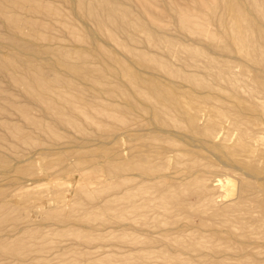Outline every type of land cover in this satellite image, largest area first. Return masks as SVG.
I'll list each match as a JSON object with an SVG mask.
<instances>
[{"label":"rangeland","instance_id":"rangeland-1","mask_svg":"<svg viewBox=\"0 0 264 264\" xmlns=\"http://www.w3.org/2000/svg\"><path fill=\"white\" fill-rule=\"evenodd\" d=\"M0 264H264V0H0Z\"/></svg>","mask_w":264,"mask_h":264},{"label":"bare ground","instance_id":"bare-ground-1","mask_svg":"<svg viewBox=\"0 0 264 264\" xmlns=\"http://www.w3.org/2000/svg\"><path fill=\"white\" fill-rule=\"evenodd\" d=\"M224 2L226 3V1H224ZM224 2H223V3H224ZM235 4H236V3H235ZM235 4H234V5H235ZM252 4H253V3H252ZM216 5H217V4H216ZM241 5H242V4H241ZM201 6H202V5H201ZM238 6H239V5H238ZM234 8H235V7H234ZM234 10H235V9H234ZM185 13H186V12H185ZM179 14H181V13H179ZM183 14H184V13H183ZM181 15H182V14H181ZM188 15H189V13H188ZM188 15H187V16H188ZM184 17H186V16H184ZM178 21H179V20H178ZM193 21H194V22H193ZM249 21H250V20H249ZM182 22H183V21H182ZM193 23H195V20H192V25H193ZM181 25H182V24H181ZM195 25L198 26V23L195 24ZM200 25L202 26V23H201ZM204 25H205V24H204ZM193 26H194V25H193ZM201 26H200V28H201ZM234 26H235V25H234ZM204 27H206V26H204ZM249 27H250V26H249ZM201 29H202V28H201ZM203 29H204V28H203ZM195 30H196V29H195ZM206 30H207V29H206ZM206 30H205V31H206ZM192 103H193V102H192ZM259 105H260V104H259ZM252 106H253V105H252ZM195 107H197V106H195ZM175 110H176V109H175ZM195 115H196V114H195ZM210 116H211V115H210ZM177 117H178V116H177ZM181 117H182V116H181ZM197 117H198V116H197ZM160 119H161V118H160ZM176 120H177V119H176ZM179 120H180V118H179ZM223 121H224V120H223ZM168 125H169V124H168ZM168 131H169V130H168ZM242 133H243V132H242ZM167 139H168V138H167ZM195 139H196V138H195ZM208 139H209V138H208ZM169 140H170V139H169ZM196 140H197V139H196ZM210 140H211V139H210ZM165 141H166V140H165ZM196 142H197V141H196ZM199 142H200V141H199ZM169 144H170V143H169ZM198 144H199V143H197V145H198ZM205 144H206V143H205ZM167 145H168V144H167ZM171 152H173V151H171ZM181 152H182V151H181ZM181 152H180V153H181ZM182 153L185 154L184 152H182ZM173 154H174V153H173ZM178 156H179V155H178ZM173 157H174V155H173ZM175 158H177V161H178L179 158H178V157H175ZM170 159H171V158H170ZM189 160H190V159H189ZM172 161H173V158H172ZM173 162H174V164L171 165V166H173V170H172V168L170 167V168H171L170 170L172 171V173H173L174 170H175L174 167L177 166L175 163H179V161H178V162L173 161ZM233 164H234V163H233ZM175 165H176V166H175ZM245 165H246V164H245ZM222 167H223V166H222ZM167 168H168V167H167ZM176 168H177V167H176ZM199 168H200V167H199ZM177 169H179V168H177ZM177 169H176V170H177ZM176 170H175V172H177ZM178 171L181 172L180 170H178ZM203 171H204V170H203ZM144 172H145V171H144ZM168 172H169V171H168ZM175 172H174V175H175V174H177V175L180 174V173L178 174V173H175ZM255 172H256V171H255ZM166 173H167V172H165V173H160V174H157V173L155 174L154 172L148 170V171H146L145 173L142 172L140 176L144 179V182H145V181H149V182H151V181H152V182L155 181V182H156V181L159 180V179H165V178H164L165 175L168 177L169 175L172 174L171 172H170V174L168 173L169 175H167ZM244 173H245V172H244ZM256 173H257V172H256ZM174 175H172V178H174V177H173ZM136 176H138V175L136 174ZM169 177H170V176H169ZM175 178H176V177H175ZM175 178H174V179H175ZM143 179H142V180H143ZM178 179H179V178H178ZM186 180H187V179H186ZM220 181H221V180H220ZM141 182H142V181H141ZM217 182H218V181H217ZM214 183H215V182H214ZM220 184H221V183H220ZM171 187H172V185H171ZM173 187H174V186H173ZM168 189H169V188H168ZM168 189H166V190H168ZM171 190H172V189H171ZM169 191H170V190H169ZM169 191H168V192H169ZM166 192H167V191H166ZM162 194H164V193H160V195H162ZM216 194H217V193H216ZM160 197H161V196H159V198H160ZM218 197L221 198V199H225V198H226V195H224V192H222V193L219 194ZM222 203H223V202H222ZM183 229H184V228H183ZM167 250H168V249H167Z\"/></svg>","mask_w":264,"mask_h":264}]
</instances>
